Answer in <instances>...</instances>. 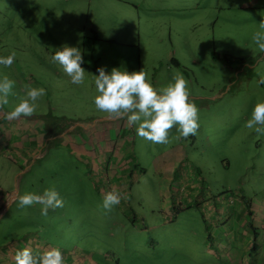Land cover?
I'll return each mask as SVG.
<instances>
[{"label":"rangeland","instance_id":"1","mask_svg":"<svg viewBox=\"0 0 264 264\" xmlns=\"http://www.w3.org/2000/svg\"><path fill=\"white\" fill-rule=\"evenodd\" d=\"M22 1L0 0V46L7 49L33 43L36 16L21 17ZM68 1L33 0L34 8L40 4L37 15L49 8L54 24L38 38L40 43L73 46L68 41L84 33L86 63L99 59L106 72L111 66L129 72L143 68L157 89L182 73L199 110L200 127L196 135L183 138L176 125L166 144L152 143L136 132L129 163L123 159L114 165L104 155L100 159L99 148L104 154L112 145L106 147L99 133L87 131L82 140L95 141L94 161L55 157L44 168L30 166L24 176L18 171L28 159L12 164L3 176L9 186L5 191L18 186L19 198L55 188L65 203L45 216L41 205L21 208L17 198L4 216L5 226L0 223V243L5 237L9 245L40 254L55 247L67 262L68 253L72 261L83 258L84 264H227L218 249L212 259L204 254L203 240L214 234L213 213L196 208V191L208 190L216 205L226 201L228 207L242 194L264 201V134L245 127L254 105L264 101V84L258 83L264 75V53L252 39L264 20V0H99L97 5L96 0H78L71 8ZM80 103L91 116L94 101ZM101 127L104 131L108 124ZM180 149L184 154L175 168L180 178L170 183L171 191L164 187L161 201L166 204L159 206L163 161ZM125 164L134 181L130 198L113 179L120 178ZM113 188L123 192L121 202L105 210L104 196ZM8 194L6 205L13 200Z\"/></svg>","mask_w":264,"mask_h":264},{"label":"crops","instance_id":"2","mask_svg":"<svg viewBox=\"0 0 264 264\" xmlns=\"http://www.w3.org/2000/svg\"><path fill=\"white\" fill-rule=\"evenodd\" d=\"M32 2L33 0L22 1L21 17L27 18L31 14L36 16L31 27L32 30H35L32 35L33 43L30 46H12L10 49H7V46H0V57H7L13 51L16 53V59L11 67L0 65V78L6 75L9 79L15 81L12 94L9 96V103L0 111V164H5V166H0V223L2 227L5 226L4 216L13 205V202L17 201L20 194L18 186L15 189L13 188L12 192L5 191L9 186L8 181L3 179V176L12 171L11 167L9 168L12 164L21 165L25 159H28L25 167L18 171L22 175L30 166H36L38 169L44 168L49 162L54 163L59 158L66 161L72 159V157L79 158L78 160L83 161L85 164L94 161L97 156L92 152L91 147L96 144L95 141L84 142L82 140V137L86 136L83 134L87 131L89 133H99L104 139L106 147L112 145L110 146L111 150L109 148L104 149V154L100 152L103 148H99L100 159H103L104 155L114 165L122 162L123 159H127L129 163L132 160L131 151H133L136 139V131L134 127L127 126L126 119H106V114H100L101 112L96 109L95 104L91 105L93 113L88 117L80 102L87 101L91 104L98 94L94 81L95 75H98L97 69L103 67L102 63L99 62V59L95 62L92 60V65L85 62L84 33L70 39L68 42L81 50L83 55L81 66L86 71L84 83L81 85L73 84L62 67L51 59L57 48L50 45L48 41L40 43V39H38L43 37L44 31L51 32L54 27L51 12L49 8L45 7L48 13L37 15L36 11L41 10L40 4L37 2V7L34 8ZM98 2L99 0H96V5L99 4ZM76 4L79 5L78 0L68 1L69 8ZM77 8L80 7L77 6ZM91 31L94 32V37L97 38L98 35L95 30L92 29ZM54 44H57V37L54 39ZM103 68L105 69V67ZM111 68L118 67L111 66ZM28 88H44L46 91V94L36 101L35 114L17 120L6 119L5 114L11 111L22 97L26 96ZM71 108H74V110L70 111ZM79 114L80 116H78ZM69 115H74L75 118L71 119V117H68ZM91 117L93 118L91 119ZM98 124L100 126H97ZM107 124L108 127H106ZM101 126L106 127L104 131H102ZM93 128H96V130ZM91 129H93L92 132ZM77 136L80 139H77ZM97 145L102 146L101 142ZM182 153L184 154V151L181 149L177 154L168 153L170 158L163 161L164 173L161 174L163 184L159 191V206L166 204L161 201L164 187L171 191L172 184L170 183L178 182L180 178V174L175 173V168H180L179 157L183 156ZM55 157L57 158L56 161H52ZM30 158L32 165L29 163ZM63 163H57L59 169L63 168ZM124 166L125 168L120 167V178L113 177V179L130 198L134 190V181L130 179V169L126 168V164ZM114 174H117V172ZM20 175L17 176L16 174L17 181L22 180V177L18 178ZM1 184H5V186ZM196 192V208L201 207L200 212L206 213L205 208L207 207L209 212L213 213L211 214L213 215L211 222L214 234H208L203 240L204 254L207 256L212 255L208 257L212 259L213 255L217 254L218 249L219 253L225 256L224 261L227 264H264V201H252L245 194H242L240 198L232 200L231 206L228 207L226 201L223 203H219V201V204L216 205L212 196L206 193L208 190L198 189ZM6 193H12L10 196L13 199L12 202L8 200L10 205H6L7 199L4 197V195L7 196ZM201 193L203 194L201 195ZM172 201L169 203L172 204ZM178 210L181 211L182 207H179ZM178 210L177 212H179ZM231 210L236 213L231 212ZM5 231L3 230L4 234ZM211 240L213 241L211 242ZM1 241L0 264H14V255L20 249L13 242L9 245L11 242H8L5 237H2ZM151 242H153V239ZM40 251L43 252L44 250ZM39 254L33 253V255ZM69 257L70 255L67 253L69 262L64 258L65 264L85 263L83 258L79 261H72ZM212 263L214 264V261Z\"/></svg>","mask_w":264,"mask_h":264},{"label":"clouds","instance_id":"3","mask_svg":"<svg viewBox=\"0 0 264 264\" xmlns=\"http://www.w3.org/2000/svg\"><path fill=\"white\" fill-rule=\"evenodd\" d=\"M252 39L259 51L264 53V20L259 23V30ZM15 59L16 53L13 51L7 57H0V65L11 67ZM51 59L62 67L73 84L84 83L86 71L81 66L83 55L78 47L64 45L57 48ZM97 71L94 83L98 94L94 97V104L98 111L106 114V119H126L127 126L135 127L139 137L156 144H166L169 131L176 125L183 138L197 134L200 127L199 110L190 100L188 81L182 73H175L171 83L157 89L143 68L132 72L113 68L109 73L100 67ZM258 83L264 84V75H260ZM14 86L15 81L8 76L0 78V111L9 103ZM45 94L44 88H28L26 96L5 114L6 119L33 116L36 101ZM245 127L254 129L258 136L264 134V101L254 105ZM121 198L120 192L113 188L105 194L103 208L111 210L112 206L121 202ZM64 203L55 188L46 189L42 194L25 193L18 198L19 207L41 205V214L45 216L49 210L64 207ZM14 264H65V261L58 248H49L42 254L33 255L30 248L24 247L16 251Z\"/></svg>","mask_w":264,"mask_h":264}]
</instances>
